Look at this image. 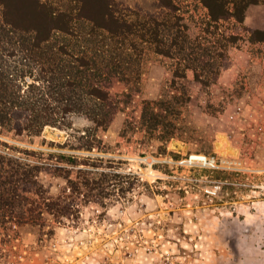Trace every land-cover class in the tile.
I'll use <instances>...</instances> for the list:
<instances>
[{
	"label": "rangeland",
	"instance_id": "rangeland-1",
	"mask_svg": "<svg viewBox=\"0 0 264 264\" xmlns=\"http://www.w3.org/2000/svg\"><path fill=\"white\" fill-rule=\"evenodd\" d=\"M6 1L14 18L39 26L37 0ZM98 1L45 0L75 13L81 5L86 11L98 8ZM116 2L131 19L138 12L163 10L159 0ZM171 2L180 8L177 14L189 33L201 34L206 26L201 19L208 14L203 0ZM220 26L221 32L242 31L243 39L212 64L220 73L209 84L192 68L185 70L177 57L153 49L147 50L138 84H111L121 104L108 129L98 131L100 148H73V135L91 124L79 115L70 116L72 127L47 125L40 135L0 127V155L20 157L23 169L37 174L17 210L23 216L0 222V264H264L262 61L240 71L231 84L221 79L238 49H264L258 40L264 34L246 31L234 20ZM146 101L162 114L156 129L143 123ZM60 154L78 155L77 165L59 161ZM192 154L207 160H191ZM57 161L63 169L55 168ZM80 168L131 173L138 180L123 176L105 184L102 196L87 195L77 180ZM69 173L81 193L64 177ZM39 189L49 191L46 202L66 205L64 213L49 211Z\"/></svg>",
	"mask_w": 264,
	"mask_h": 264
},
{
	"label": "trees",
	"instance_id": "trees-1",
	"mask_svg": "<svg viewBox=\"0 0 264 264\" xmlns=\"http://www.w3.org/2000/svg\"><path fill=\"white\" fill-rule=\"evenodd\" d=\"M259 1L264 0H203L208 14L201 23L206 26L193 37L177 14L180 8L171 0H159L161 12H138L134 19L120 12L116 0H100L98 8L88 11L81 5L77 13L74 8L59 10L45 0H37L34 12L39 14V26L14 18L8 2L0 0V127L18 134L40 135L47 125L72 127L70 116L79 115L91 124L73 135L77 141L73 148H100L98 131L108 129L121 104L113 97L111 84L115 80L138 84L147 50L177 57L185 70L192 68L198 80L209 84L220 73L212 69V64L243 39L239 30L221 32V22L234 20L246 31L264 34V30L255 31L245 24L248 6ZM258 40H264V35ZM150 104L145 102L142 119L152 130L161 123L162 114ZM163 109L174 113L171 106ZM85 157L87 162L90 156ZM57 158L75 167L79 156L60 154ZM59 161L55 168L63 169ZM21 163L20 157L0 155V222L17 213L23 216V211L17 210L27 199L26 185L35 183L37 174L23 169ZM79 172L82 174L77 180L87 187V195L102 196L105 184L123 176L138 180L131 173L121 175L94 168H80ZM64 177L73 183V191L82 192L70 173ZM48 193L39 189V198L47 209L64 213L66 205L45 201L51 198Z\"/></svg>",
	"mask_w": 264,
	"mask_h": 264
},
{
	"label": "crops",
	"instance_id": "crops-1",
	"mask_svg": "<svg viewBox=\"0 0 264 264\" xmlns=\"http://www.w3.org/2000/svg\"><path fill=\"white\" fill-rule=\"evenodd\" d=\"M245 24L251 28H260L264 30V1L254 2L248 6L245 16ZM260 42L262 44L264 43V40ZM262 47L263 46L260 47V50H258L259 48H255L254 50L253 48L247 47L238 49V54H233V57L231 58L234 60L231 69L224 74H221V79H224V84H231L236 81L238 73L243 69L247 70L246 67L250 68L254 62L256 63L257 59L259 62L262 61V63L259 64V68L264 76V49H261ZM263 76L261 77V84L264 85Z\"/></svg>",
	"mask_w": 264,
	"mask_h": 264
},
{
	"label": "bare ground",
	"instance_id": "bare-ground-1",
	"mask_svg": "<svg viewBox=\"0 0 264 264\" xmlns=\"http://www.w3.org/2000/svg\"><path fill=\"white\" fill-rule=\"evenodd\" d=\"M193 159H195L194 161L204 162L207 160V157L204 154H192L191 160Z\"/></svg>",
	"mask_w": 264,
	"mask_h": 264
}]
</instances>
